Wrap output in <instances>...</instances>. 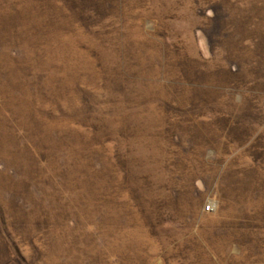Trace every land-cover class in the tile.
Wrapping results in <instances>:
<instances>
[{
	"label": "rangeland",
	"instance_id": "374dc122",
	"mask_svg": "<svg viewBox=\"0 0 264 264\" xmlns=\"http://www.w3.org/2000/svg\"><path fill=\"white\" fill-rule=\"evenodd\" d=\"M0 264H264V0H0Z\"/></svg>",
	"mask_w": 264,
	"mask_h": 264
}]
</instances>
